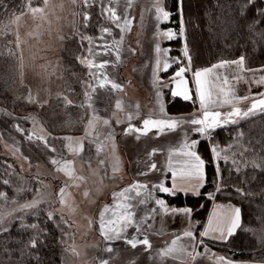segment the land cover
<instances>
[{
  "label": "rangeland",
  "instance_id": "374dc122",
  "mask_svg": "<svg viewBox=\"0 0 264 264\" xmlns=\"http://www.w3.org/2000/svg\"><path fill=\"white\" fill-rule=\"evenodd\" d=\"M157 3L167 10L165 0H88L87 6L84 0H47V4L43 0H29L26 10L12 17L6 26L16 47L19 84L26 90L21 101L27 106L28 117L21 121L12 112L0 107V152L19 167L22 180V189L17 190V199L8 200L5 193L0 192V230L9 229L20 213L29 214L42 205L46 206L49 216L60 217L69 229L63 241L65 264H101L102 261L107 264H217L219 257H226L232 264H247L236 262L228 252L215 249L209 244L227 241L238 228L220 243L201 238L203 243L196 244L188 259L183 262L161 255L162 250L158 246L164 241L159 240L157 243L150 232L152 217L161 208L156 201H164L160 194H166L154 186L162 183L165 187H171L165 149L190 145L196 141L197 150L199 142L209 140L215 128L252 115L233 116L225 122V117L234 107L243 113L253 100L264 98L257 94L261 90L264 93V84L257 83L264 76V67L248 69L244 62L243 71L235 64L215 69L209 76L214 99L221 86L215 80L214 83L210 81L216 75L221 79L225 76L230 79L229 87L234 98L249 99H233L232 104L222 106L209 105L211 111L221 113V123L205 135L198 133L195 130L198 125L187 123L193 118H201L203 111L195 92L192 73L205 68L193 69L188 50V56H184V26L181 35L168 26L170 19L167 22L157 21ZM95 6L102 7L101 15L105 25L96 37L87 34L82 36V48L85 51L83 56L80 55L81 63L89 73L86 80L88 78L90 81V90H87L85 97L89 117L81 135L54 137L45 132L36 118L32 120L31 117L36 111L44 110L50 99L62 93V52L67 38L79 33V26L87 22ZM36 7L43 11L34 14L32 9ZM109 8L115 11L118 21L114 22L110 18L107 11ZM125 21L128 22L127 30L122 32ZM104 29L110 30V34L104 32ZM165 31H173L176 35L169 39L163 35ZM178 36L184 39L180 58L173 57L165 47L167 42ZM157 45L160 53L156 52ZM197 56L199 60L204 57L200 53ZM189 58L191 70L185 73V79L188 81L191 99L176 97L191 101L196 108L172 115L166 107L165 93L167 90L171 93L177 90L174 73L179 67L188 66ZM157 60L160 61L159 66ZM165 61L170 64L167 71L163 68ZM104 62L107 63L102 69L87 66L89 63L99 65ZM174 65L177 69L168 74ZM109 81L121 88L113 89ZM145 119L183 120L185 123L175 130H160L157 127L145 130ZM214 148L219 152V159L226 157L225 148ZM213 159L218 167L219 159L215 158L214 153ZM53 160L59 163L55 164ZM172 161V170L180 165L186 170L191 164V159L176 157ZM66 163L70 165L67 171L71 175L60 170ZM134 185L144 187L126 193V198L120 201V207H113V195ZM125 203L132 205L133 222L120 232L119 238L106 241L99 233L100 214L108 206L111 210L107 212L106 218L117 219ZM216 205L213 204L211 209ZM115 227L119 231L120 223ZM145 237L150 248L141 243L133 248L126 242L133 238L140 241ZM108 248L112 251H107Z\"/></svg>",
  "mask_w": 264,
  "mask_h": 264
},
{
  "label": "trees",
  "instance_id": "16d2710c",
  "mask_svg": "<svg viewBox=\"0 0 264 264\" xmlns=\"http://www.w3.org/2000/svg\"><path fill=\"white\" fill-rule=\"evenodd\" d=\"M28 2L0 0V107L21 121L28 117L27 106L21 101L26 90L19 84V60L13 36L6 26L12 17L26 10ZM165 5L170 13L168 26L180 33L183 20L185 28V41L178 36L165 44L173 57H181L184 41L193 69L240 57H244L248 69L264 67V37L261 36L264 17H258L264 9V0L247 6L244 0H182V3L181 0H165ZM94 8L87 22L79 26V33L67 38L62 52V93L31 117L54 137L81 135L89 117L85 98L90 90V81L86 80L89 73L80 55L85 51L82 36L96 37L105 25L102 7ZM257 18L259 23H255ZM253 24L255 31L249 29ZM199 53L204 55L200 60L206 61L197 59ZM176 69L174 65L168 74ZM165 94L169 114L196 108L191 101L173 97L169 90ZM257 111L238 122L215 128L209 140L199 142L197 154L205 161L206 174L199 195L160 194L168 207L192 210L191 220L197 237L213 204L239 208L241 222L235 234L223 243L209 244L228 252L236 262L247 264H264V110ZM213 147L226 149V157L217 163L219 175ZM13 164L0 152V192L5 193L8 200L17 199V190L22 189L19 167ZM68 233L66 223L58 216L51 218L44 205L29 214L20 213L9 229L0 230V264H65L63 241ZM33 242L35 247H32Z\"/></svg>",
  "mask_w": 264,
  "mask_h": 264
},
{
  "label": "snow or ice",
  "instance_id": "6c2138e0",
  "mask_svg": "<svg viewBox=\"0 0 264 264\" xmlns=\"http://www.w3.org/2000/svg\"><path fill=\"white\" fill-rule=\"evenodd\" d=\"M45 4H47V0H43ZM245 5H253L255 4L256 0H244ZM85 6L88 5V0H84ZM182 3V0H181ZM156 10V19L158 22H167L170 19V13L165 10L164 7H161L159 3L155 6ZM43 9L36 7L32 9V12L39 13L42 12ZM108 13L110 14V18L113 19L114 22L119 20V17L116 16V13L113 9L109 8ZM182 14V9H181ZM258 17H264V9H262L258 13ZM88 17L85 16V20H87ZM259 18L255 21V23H259ZM127 21H125V27L121 28V31L124 32L127 30ZM181 29L180 34L183 35L184 29H183V20H181ZM117 26L120 27V25L117 23ZM249 29L251 31H255V24L249 25ZM104 32H107L110 34V30L104 29ZM163 35L169 39L173 38L176 34L173 31H165ZM261 36L264 37V33H261ZM123 40V37H121V42ZM91 51V49H89ZM160 47L159 45L156 46V52L160 53ZM184 56H188L187 48L185 47L184 50ZM119 59V49H117V60ZM179 63V61H176ZM107 62L100 63L99 65H95L93 63H89L87 66L89 68L91 67H98L100 69L104 68ZM160 61L157 60V66H159ZM227 64H235L238 69L241 71L244 69V57H240L236 61H224L217 65H214L212 68H205L203 70H196L194 71L193 77H194V83H195V92L196 95L199 98L200 108L202 111L201 118H193L190 121H187V123H190L191 125H198L195 130L200 133L201 135H205L210 132V130L214 129L221 123V113L218 111H211L209 109V105H215V106H222L223 104H232L233 99L236 100H247L249 97H235L233 96V91L231 87H229V80L225 76L222 79V84L219 87L218 91L216 92V98H213V92L209 86V76L214 72L217 68H223ZM170 67L169 62L165 61L163 68L165 71L168 70ZM190 58H189V65L188 66H181L178 68V70L175 71L173 80L176 83L177 90L172 92V96H182L185 100L191 99L190 91L187 87L188 81L185 79V73L190 71ZM178 78V79H177ZM216 80H221V77L219 75H216ZM111 84V87L113 89H120L121 86L116 84L115 82L109 81ZM257 83L264 84V76L260 78ZM262 97H264V93L260 94ZM117 107L119 108L120 105L117 104ZM257 110H264V98H261L259 100H253L251 105L249 106L248 110L241 113L239 108H233L231 112L227 114L225 117V122L228 121L233 116L240 117L244 116L247 117L249 114H255ZM161 111H163V108H161ZM131 119V117H129ZM235 122V121H232ZM107 123V121H105ZM185 123L183 120H152V119H145L143 121L144 128L147 130L149 127H157L160 130H163L164 128H167L169 130H175L178 126ZM91 126V122H90ZM196 141H193L190 145L186 144L185 147L189 149H193V151H189L186 154L191 158L192 163L188 165L187 169L182 171L179 174V177L177 178V174L173 172L172 174V185L171 187H165L162 183L154 186L158 188L160 192L166 193L170 196H175L177 192L181 191H187L189 186L191 185V190L194 194L199 195V188L203 187L206 174H205V161L196 154L194 149L196 148ZM74 151L79 152L80 149H74ZM212 152L215 154V158L219 159V152L214 148L212 149ZM55 164H58V161L53 160L52 161ZM102 163V162H101ZM70 167L69 164H65L64 167L60 170H64L66 174L71 175L70 172L67 171V169ZM153 168H155V165H152ZM115 170V167H114ZM216 173L219 175V168H216ZM179 179V182H177ZM144 187L142 185H134L132 188L125 189L119 194L113 195V200L115 202L113 207H120V201L122 199L126 198V193L133 191L137 188ZM217 190L219 191V186L217 187ZM61 193H63V189H61ZM87 195V193H85ZM137 195H139V192L137 191ZM209 198H212L211 195ZM156 203L160 205L161 209L164 213L168 212V207L165 204L163 200H157ZM24 207H29V205H25ZM132 205L125 203L123 209L120 212V215L117 219L112 218H106L107 212H109L111 209L106 206L105 211L101 212L99 217V233L104 237L106 241L112 240L114 238H119L120 232L124 231L126 226L131 224L133 213L131 211ZM191 209H171L172 214H183L185 216H190ZM115 215V213H113ZM215 216V213H214ZM120 223L121 227L120 230L117 231L115 225ZM240 223V209L236 208L234 209L230 215H228L223 222V224H217L215 227L213 226V220L209 221V228L205 230L204 233L201 235L208 237L210 233L219 232V237H213V238H219L224 239L227 236H231L234 232V230L239 226ZM139 231V229H137ZM184 236L190 238L194 242L193 247H195V242L197 241V238L193 235L191 231L184 232ZM127 243H129L133 248L137 246L138 243H141L146 246V248H150L151 245L149 244L148 239L145 237L143 240L137 241L136 239L127 240ZM173 245L176 243L175 241L172 242ZM200 244L203 243V241H199ZM32 247H35V243H32ZM107 251H112L111 248H108ZM172 248H168L164 253L161 255H167L168 253L172 252ZM101 264H107L106 261H102ZM217 264H232L231 261H228L226 257H219Z\"/></svg>",
  "mask_w": 264,
  "mask_h": 264
},
{
  "label": "crops",
  "instance_id": "0c3cea01",
  "mask_svg": "<svg viewBox=\"0 0 264 264\" xmlns=\"http://www.w3.org/2000/svg\"><path fill=\"white\" fill-rule=\"evenodd\" d=\"M214 80L217 85L222 84V79L219 81L216 79H211L210 81L214 83ZM228 80L230 81V79ZM209 86L211 88V83ZM262 92L263 90L259 91V93L257 94L260 95ZM185 145L186 144L181 145L179 147H175V148L167 147L165 149L166 154H168V157H167L168 166L167 167L169 170V175L171 176L170 178L171 185H172V179H173L172 177L173 172L177 174V178H178L179 174L185 170V169H182L183 165H180V167H175V169L173 168L174 170L173 171L172 170V167H173L172 160H175L176 157L180 159H187V160L191 159L186 153L189 151H193V149H189L185 147ZM194 151L197 154V150L194 149ZM179 162L183 164L181 161ZM191 163H192V160H191ZM177 182H179V179ZM201 188H199V191L201 190ZM181 193L194 194L193 191L191 190V185L189 186L187 191H181ZM171 209L173 208L168 207V212L164 213L163 210L159 208V210L154 213V216L152 217V220L150 223V228L152 229L150 232L152 233L153 237L157 240V243L159 240L164 241V243L161 241V243L163 244L161 246H158L162 250V253H164L168 248L173 249L172 252L168 253L167 255H163L164 257H168L171 260L183 262L188 259V256L192 253L193 248H195L193 247L194 242L190 240V238L185 237L184 232L191 231L196 238L198 237L196 236V233L194 230V224L191 220V214L190 216H185L183 214H172ZM175 209L180 210V209H187V208H175ZM234 209L236 208L232 206H218V205H216L214 209H210L209 217L205 223V226L202 232L199 235V238L195 242V245L200 244L199 241L206 240V239L209 241H214V242H219V243L225 241L229 236L226 235V238L224 239L213 238V237H219V232L210 233L208 237H205L201 234L204 233L205 230L209 228L210 220H213L214 227L217 224H223L226 217L230 215ZM214 213H215V216H214ZM219 215H221L222 217L218 218ZM236 229L234 230V232L236 231ZM173 241L176 242L174 245L172 243Z\"/></svg>",
  "mask_w": 264,
  "mask_h": 264
},
{
  "label": "bare ground",
  "instance_id": "6f19581e",
  "mask_svg": "<svg viewBox=\"0 0 264 264\" xmlns=\"http://www.w3.org/2000/svg\"><path fill=\"white\" fill-rule=\"evenodd\" d=\"M203 61H206V60H200V62H203Z\"/></svg>",
  "mask_w": 264,
  "mask_h": 264
}]
</instances>
